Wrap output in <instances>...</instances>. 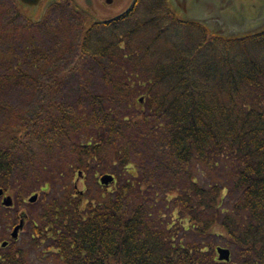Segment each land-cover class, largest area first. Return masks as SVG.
Wrapping results in <instances>:
<instances>
[{"label":"trees","instance_id":"16d2710c","mask_svg":"<svg viewBox=\"0 0 264 264\" xmlns=\"http://www.w3.org/2000/svg\"><path fill=\"white\" fill-rule=\"evenodd\" d=\"M155 23L148 18L102 45L114 68L105 92L92 95L98 110L65 119L78 128L69 155L54 169L26 156L31 172L47 175L29 243L54 264H264V31L225 38L170 22L186 31L179 43L160 28L129 44ZM84 26L87 40L98 27ZM34 45L22 44L23 53ZM25 125L14 129V148L0 143V190L10 196L24 192L15 180L37 179L17 163ZM8 128L0 135L11 137ZM104 173L110 185L95 178ZM10 209L2 208L3 224L17 222ZM16 242L0 247V264H31ZM218 247L230 250L229 261L218 260Z\"/></svg>","mask_w":264,"mask_h":264},{"label":"rangeland","instance_id":"374dc122","mask_svg":"<svg viewBox=\"0 0 264 264\" xmlns=\"http://www.w3.org/2000/svg\"><path fill=\"white\" fill-rule=\"evenodd\" d=\"M15 9L12 1L0 0V56L3 58V62L0 61V78L3 79L0 86V126L7 124L8 129H12L10 131L13 132L11 137L0 135V143L14 148L18 145L14 129L21 123L26 124L27 135L21 143L24 151L17 158V163L24 167L25 173L36 174L37 179L27 181L26 185L17 180L13 182V187L19 185L18 189L22 188L24 192L11 195L13 205L9 213L25 219L23 228L18 232L16 244L25 250L26 260L31 264H54L49 262L44 252H41L40 246H35L33 242L29 243L32 237L31 226L36 222L44 203L41 191L44 181H47V175L44 170L31 172L27 158L32 156L43 158L48 163L46 167L54 169L57 167L55 164L57 161L69 155V144L76 141L75 131L78 128L76 124L66 122L65 119L67 117L74 119L73 115L81 116L87 114L86 112L94 114L95 110H98L96 106L95 110L92 107V95L96 97L105 92L109 72L114 68V63L110 62L108 55L99 54L102 45L108 42L110 36H114L115 33L120 36L119 32L143 23L149 16L145 12L136 20L127 22L117 29L100 27L84 40V23L71 18L65 11H52L45 21L32 26L24 17L18 18L14 15ZM145 9L146 6H143L138 8L137 12ZM148 27L131 36L129 44L137 46L135 43L144 42V39L148 38L146 36L153 38L152 33L158 32L156 30L160 28H165L167 36L174 43H179L182 35L186 34V31H180L178 25L169 23L165 18L158 19L154 25ZM125 38L128 39L122 36V39ZM195 40L198 41L197 38ZM28 41L35 45L27 53H23L22 44ZM82 44L85 45L83 49L87 52L83 53ZM61 47L63 51L59 54ZM156 47L157 43L152 47L153 54ZM8 54L6 61H10L4 62L3 55ZM143 61L151 66L157 63L149 57ZM17 69L20 72H17ZM124 74L126 75V72ZM140 80L144 83V78ZM141 96L139 94L137 98ZM105 105L109 106L107 100ZM10 108L12 112L8 114L6 111ZM113 108H119V105L113 103ZM97 113L100 114L98 111ZM34 119L38 122H33ZM53 119L60 128L54 125ZM89 122L94 123V120ZM79 126L83 127L80 120ZM150 153L151 155L153 153L151 149ZM99 176L95 178L98 180ZM48 178H51V175ZM60 179H63V176ZM73 181L79 190L83 188L82 176L75 174ZM32 194H37L38 198L35 202L29 203L27 200ZM2 208L0 203V216L2 214L5 216ZM3 223V219L0 218L1 244L11 239L9 233L12 231L13 219L9 223Z\"/></svg>","mask_w":264,"mask_h":264},{"label":"flooded vegetation","instance_id":"af4514ba","mask_svg":"<svg viewBox=\"0 0 264 264\" xmlns=\"http://www.w3.org/2000/svg\"><path fill=\"white\" fill-rule=\"evenodd\" d=\"M10 1L16 6L14 15L24 17L32 26L45 21L52 11H65L71 18L83 23H92L98 28L117 29L146 12L149 19L154 21L165 18L169 23H193L206 31V26L196 20L198 15L193 5L214 4L217 8H226L230 13L237 14L242 10L252 12L253 6L262 0H39L36 6H26L20 0ZM143 6L146 9L138 13V8ZM151 8L155 10H149Z\"/></svg>","mask_w":264,"mask_h":264},{"label":"water","instance_id":"95a60500","mask_svg":"<svg viewBox=\"0 0 264 264\" xmlns=\"http://www.w3.org/2000/svg\"><path fill=\"white\" fill-rule=\"evenodd\" d=\"M26 6H36L39 0H20ZM196 18L201 24L213 34L225 38H242L249 35L260 33L264 30V0L260 4L253 6L252 12L242 10L239 13H230L226 8H217L214 4L209 5H193ZM226 10V11H225ZM238 15V16H236ZM112 176L105 174L100 178V182L108 184L112 181ZM36 199V195L30 197L29 201ZM4 205H10L11 199L5 197L3 199ZM23 226V220L13 228L11 236L17 237L19 229ZM5 246L6 243L1 244ZM218 259L228 261L230 258V251L224 247L217 248Z\"/></svg>","mask_w":264,"mask_h":264}]
</instances>
